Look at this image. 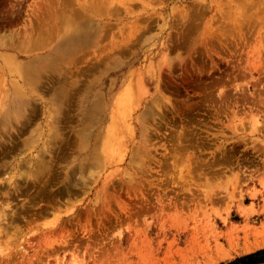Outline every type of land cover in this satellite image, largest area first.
Here are the masks:
<instances>
[{"label":"rangeland","instance_id":"374dc122","mask_svg":"<svg viewBox=\"0 0 264 264\" xmlns=\"http://www.w3.org/2000/svg\"><path fill=\"white\" fill-rule=\"evenodd\" d=\"M47 1L0 0V264L264 257L246 258L264 250V0H90L91 54L66 57L51 90L65 32L51 15L48 40L28 38L72 1ZM110 138L119 155L97 168Z\"/></svg>","mask_w":264,"mask_h":264},{"label":"bare ground","instance_id":"6f19581e","mask_svg":"<svg viewBox=\"0 0 264 264\" xmlns=\"http://www.w3.org/2000/svg\"><path fill=\"white\" fill-rule=\"evenodd\" d=\"M49 1V0H48ZM47 1V2H48ZM68 1V0H67ZM72 2L71 3H65L64 2V0H63V3H65L67 6H69V5H71L70 7H72V8H68L67 10H63V11H61V12H59V11H54L53 10V12L51 13V14H49V15H47V16H45L46 18H44L43 19V21L39 24V25H37V27L35 28V27H33V29L31 30V33H30V35H31V37L30 38H28V39H34V38H36V40H37V43L35 42V46H38L39 44H44V42H46L47 40H48V38H49V35H51L52 33V30H51V28H50V26L48 27V28H45L48 24H49V20H50V18H51V15H53V18H54V22L52 23V27L54 28V31L55 32H58L59 30H60V28H61V30H64V32H65V38L63 39V44L61 45V48L59 49V51L58 52H56V53H49L48 54V56H47V60H46V62H45V67H46V73H45V78H44V80H45V83L43 84V85H40V86H42V87H47V89H49V90H51V88L53 87V83H54V78L52 77L53 76V74H54V72L55 71H57V70H59L60 69V67L61 66H63L64 65V60H65V58L66 57H68V56H75L76 57V59L77 58H80L81 59V57L86 53V52H88V54H91V51L89 52V50H84L83 49V45H84V42H86V41H88V40H86V39H89V37H93L92 36V34L90 35V31H89V27H88V20H90L91 19V17L92 16H95L94 15V12H93V10H92V8L94 7V5H93V7H91L90 5H88V3L89 2H91L90 0H85V1H80V0H71ZM94 1V0H93ZM97 1H99V0H97ZM97 1H95L96 2V4H97ZM107 1V0H106ZM111 1V0H110ZM60 2V1H59ZM58 2V3H59ZM104 2V1H103ZM45 3V2H44ZM55 3V2H54ZM92 3V2H91ZM43 3H41V5H42ZM50 4H52V3H50ZM94 4V3H93ZM99 4V3H98ZM107 4V3H106ZM113 4L114 5H116L115 3H114V1H113ZM112 3H111V5L112 6H114ZM45 5V4H44ZM66 5H63V7L65 8L66 7ZM103 5V4H102ZM47 6H49V5H47L46 4V7ZM58 6H61V5H58ZM111 6V7H112ZM62 7V8H63ZM111 7L109 8L110 10H111V12L113 13L114 11H112V9H114L115 8V6H114V8L112 7V9H111ZM42 8H44V7H42ZM51 8V7H50ZM96 8H98L97 6H96ZM95 8V9H96ZM118 7H117V5H116V9H117ZM47 9V8H46ZM49 9V8H48ZM40 10V9H39ZM109 10V11H110ZM95 11V10H94ZM116 11V10H115ZM40 11H38V13H39ZM41 12H43V11H41ZM45 12V11H44ZM116 12H118V10L116 11ZM120 12V11H119ZM47 13V12H46ZM45 13V14H46ZM50 13V12H49ZM109 13V12H108ZM98 14V13H97ZM110 14V13H109ZM114 14H116V13H113V15ZM119 14V13H118ZM36 15V14H35ZM40 16H41V14H40ZM43 16V15H42ZM36 16H34V18H35ZM62 17H65L64 19L66 20V27L65 28H63V26L61 27V23L60 22H58V20L60 21L61 19H62ZM104 17V16H103ZM37 18V17H36ZM41 20H42V18L41 17H39ZM39 18H37L38 20H39ZM97 20V19H96ZM35 21V20H34ZM37 22V21H36ZM34 23V24H37V23ZM107 23V22H106ZM33 24V25H34ZM51 24V23H50ZM63 24V23H62ZM36 26V25H35ZM45 28V29H44ZM108 28V27H107ZM106 27H105V29H107ZM108 30V29H107ZM29 32V31H28ZM27 33V32H26ZM104 33H110L109 31H107V32H104ZM107 34H104L105 36L107 35ZM27 35H28V33H27ZM103 35V36H104ZM13 37V36H12ZM109 37V36H108ZM10 39H11V37H9ZM8 38V39H9ZM21 38V37H20ZM9 39V40H10ZM110 39H111V37H110ZM12 40V39H11ZM16 40V39H15ZM102 40V39H101ZM100 41V40H99ZM102 42V41H101ZM9 42L8 41H6L5 40V37H1L0 38V47H5V48H13L14 46L13 45H6V44H8ZM113 43V42H112ZM116 43V42H115ZM17 44H18V41H17ZM25 44V43H24ZM28 44V43H27ZM114 44V43H113ZM112 45V44H111ZM40 46V45H39ZM129 46V45H128ZM124 47H126V46H124ZM124 47L122 48L123 50H124ZM101 48V47H100ZM113 48V47H112ZM99 49V48H98ZM119 49V48H118ZM100 50V49H99ZM102 50L104 51L105 49H103V47L101 48V50L99 51V52H102ZM121 50V48L119 49V51ZM96 51L98 52V50L96 49ZM98 52V53H99ZM118 52V51H117ZM124 53H125V51H123ZM122 52V50H121V53H123ZM127 52H128V50H127ZM98 53H97V56H98ZM115 53V52H114ZM87 54V53H86ZM120 54V53H119ZM107 55H108V53H107ZM87 56V55H86ZM86 56H83V57H86ZM106 56V55H105ZM109 56H110V54H109ZM109 56H108V58H109ZM107 57V56H106ZM93 58V57H92ZM91 58V59H92ZM108 58H107V60H108ZM70 59H72L71 57H70ZM80 59H78V60H80ZM83 59V58H82ZM101 60V59H100ZM84 61V60H83ZM82 61V62H83ZM76 62H77V60H76ZM79 62H81V61H79ZM68 63V62H67ZM89 63V62H88ZM110 63H112V62H110ZM92 64V63H91ZM90 64V65H91ZM82 65V64H81ZM86 65H88V64H86ZM89 65V66H90ZM92 65H94V67H96L95 66V63L94 64H92ZM78 68V67H77ZM84 68V67H83ZM87 68V67H86ZM91 68L93 69V66H91ZM91 68H89L90 70H91ZM81 69V71H82V68H80ZM96 69V68H95ZM84 70H85V68H84ZM90 70H87V71H90ZM69 71V70H68ZM91 71H93V70H91ZM90 71V72H91ZM97 71V70H96ZM71 72V71H70ZM77 73H79L78 71H76ZM83 72V71H82ZM73 74H75V73H73ZM80 74H82V73H80ZM97 74V73H96ZM83 75V74H82ZM77 76H78V74H77ZM62 78V77H61ZM69 78V77H68ZM63 79V78H62ZM59 80V79H58ZM63 80H66L65 79V77H64V79ZM62 80V81H63ZM57 81V80H56ZM62 81H61V83H62ZM81 81V80H80ZM79 85H80V83H79ZM56 86V85H55ZM76 88V87H75ZM46 89V90H47ZM53 89V88H52ZM77 90V89H76ZM80 90V89H79ZM59 93L61 94V95H59V99L61 100L60 102H61V104L62 105H64L65 106V104L62 102V101H65L66 100V98H67V96H68V93H69V95H70V92L68 91L67 92V90L65 89V87H63V89L62 90H60L59 91ZM75 95H77V93L75 94ZM125 97H127V95L125 96V95H123V97L116 103V109H117V111H118V113H117V115H116V118H115V121H117V124L119 123V122H123V121H125V119L128 117V115L130 114V110H131V105H130V103L128 102L127 103V100L126 99H124ZM74 98V97H73ZM45 100V99H44ZM16 104H17V106L19 105V102L17 103L16 102ZM69 105V104H68ZM69 107V106H68ZM68 110H70L69 108L66 110V111H68ZM73 110H75V109H73ZM73 110H71V111H73ZM11 113H12V111L10 110V109H8V110H6V112H5V115H4V118H3V121L4 122H7V121H9L11 118H12V115H11ZM66 113V112H65ZM67 116V115H66ZM68 117V116H67ZM71 117V116H70ZM112 123H114V120L112 121ZM79 135H82V132L80 131L79 132ZM85 137H81V138H78L79 139V142H78V144H79V146H80V150L81 151H79V155L78 156H82V154H83V151H84V149H86V144H85V146H84V143L83 142H85V139H84ZM63 142H65V141H63ZM67 142H69V141H67ZM70 142H71V140H70ZM69 142V143H70ZM61 146H62V144H61ZM70 146V145H69ZM79 148V147H78ZM82 152V153H81ZM41 155V154H40ZM91 155H92V158H93V156L94 157H96V161H95V166L97 167V168H100V166L99 165H102V162H103V159L105 160V161H111L112 159L114 160V158L116 157V156H118L119 155V147H118V143H116V142H114L113 140H112V138H110L109 140H107V142L106 143H104V146H103V151H102V153H99V151H96L94 154H92L91 153ZM42 156V155H41ZM77 156V157H78ZM77 157H75V158H77ZM83 157H84V155H83ZM89 160V159H88ZM30 162L31 161H25V164L26 165H28V167L30 166L29 164H30ZM89 164V163H88ZM90 165V164H89ZM91 165H92V163H91ZM80 167H79V169H86V167H85V164L83 163V162H81L80 163V165H79ZM37 167V166H36ZM74 180V179H73ZM238 205H240V204H238ZM242 205V204H241ZM241 207V206H240ZM244 207V206H243ZM243 207H241V209L243 208ZM251 209H252V207H250ZM249 208V209H250ZM249 214V213H248ZM253 215V214H252ZM10 220H11V218H10ZM238 261V260H237Z\"/></svg>","mask_w":264,"mask_h":264},{"label":"trees","instance_id":"16d2710c","mask_svg":"<svg viewBox=\"0 0 264 264\" xmlns=\"http://www.w3.org/2000/svg\"><path fill=\"white\" fill-rule=\"evenodd\" d=\"M260 254H264V250H262L261 252L255 254V255H253V256L246 257V258L258 257ZM241 260H242V259H241ZM263 260H264V257H258V258H256L255 260L251 261V264H252V262H253V263H259L260 261H263ZM238 262H240V261H238ZM234 264H235V263H234Z\"/></svg>","mask_w":264,"mask_h":264}]
</instances>
